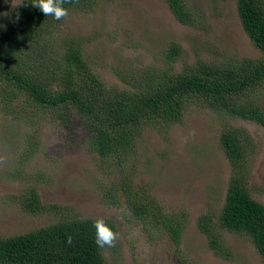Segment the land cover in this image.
Instances as JSON below:
<instances>
[{
  "label": "rangeland",
  "instance_id": "rangeland-1",
  "mask_svg": "<svg viewBox=\"0 0 264 264\" xmlns=\"http://www.w3.org/2000/svg\"><path fill=\"white\" fill-rule=\"evenodd\" d=\"M184 1L194 25L180 23L166 0H99L91 13L67 10L57 25L42 32L46 58L37 63L42 68L35 60L32 68L26 60L21 63L30 73L40 69L42 76L54 77L56 86L59 80L49 71H63L67 44L80 43L83 60L107 90L135 92L153 76L174 77L200 63L228 66L263 56L244 30L238 0ZM24 2L0 0V26ZM173 45L181 47V54L170 60ZM52 57L58 68L51 64ZM24 99L22 95L10 103L0 95L1 239L68 219L103 218L115 224L118 234L115 246L104 248L108 264H264L249 237L218 224L235 176L264 205L262 125L195 100L178 122L145 126L122 169L116 158L106 160L90 149L91 136L80 125L78 111L71 109L70 116L61 120L59 111L19 105ZM237 100L264 111V82ZM4 104L11 106L9 111ZM230 129L242 135L247 150L237 168L222 144ZM114 188H127L141 199L155 201L173 221L181 219L185 225L181 243L177 246L167 231L137 219L122 192L120 205H107L103 194ZM34 192L44 207L31 211L23 197ZM204 216L216 223L213 227L229 258L210 248L199 229Z\"/></svg>",
  "mask_w": 264,
  "mask_h": 264
},
{
  "label": "trees",
  "instance_id": "trees-1",
  "mask_svg": "<svg viewBox=\"0 0 264 264\" xmlns=\"http://www.w3.org/2000/svg\"><path fill=\"white\" fill-rule=\"evenodd\" d=\"M98 1L67 0L62 6L67 10L91 13ZM166 2L180 23L195 24L193 13L184 0ZM237 2L244 30L254 47L263 53L261 58L244 59L228 66L200 63L174 77L159 75L158 79L153 76L142 89L132 92L107 90L83 60L80 43L67 44L63 71H49L59 80L56 86L52 84L54 77L42 76V67L37 65L46 58L41 50L42 32L57 25L59 20L33 7L32 0H25L0 26V95L7 102L17 101L25 95L19 105L59 111L56 115L61 120L75 109L81 115L80 125L91 136L90 149L106 160L116 158L122 169L124 161L130 160L135 151L136 136L145 126H168L178 122L187 104L195 100L218 112L251 120L264 127V111L255 105L242 106L237 100L264 82V0ZM26 48L29 51H24ZM180 54L181 47L173 45L168 57L175 60ZM25 60L30 67L35 60L40 69L30 73L29 68L21 63ZM57 62V58L51 59L52 65L57 66ZM4 107L9 111L11 106L4 104ZM15 112L26 113L20 109ZM243 139L235 129L222 136L223 148L236 168L247 151ZM120 192L126 195L137 219H146L153 228L167 231L177 246L181 243L184 223L181 219L174 218L173 221L164 215L155 201L141 199L127 188H114L104 192V202L109 206L120 205ZM23 198L31 211L44 207L36 192ZM104 220L117 233L115 224ZM94 221V218H73L19 236L0 238V264H108L104 256L107 246L99 248L95 243ZM218 224L223 229L249 237L264 258V205L251 197L247 186L237 176L230 182ZM213 225L216 223L207 216L199 220V229L208 238L210 248L216 255L227 259L231 254L216 235ZM68 234L73 237L71 245L66 242Z\"/></svg>",
  "mask_w": 264,
  "mask_h": 264
},
{
  "label": "clouds",
  "instance_id": "clouds-1",
  "mask_svg": "<svg viewBox=\"0 0 264 264\" xmlns=\"http://www.w3.org/2000/svg\"><path fill=\"white\" fill-rule=\"evenodd\" d=\"M67 0H32V6L39 8L46 16L52 15L55 19L60 20L68 15L67 9L62 5ZM96 229L95 243L99 248L114 247L118 234L110 228L103 218H97L94 221ZM73 237L71 234L66 236V242L71 245Z\"/></svg>",
  "mask_w": 264,
  "mask_h": 264
}]
</instances>
